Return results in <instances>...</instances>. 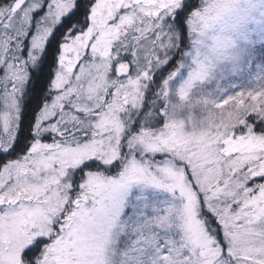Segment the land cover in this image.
Returning <instances> with one entry per match:
<instances>
[{
  "label": "snow or ice",
  "instance_id": "snow-or-ice-1",
  "mask_svg": "<svg viewBox=\"0 0 264 264\" xmlns=\"http://www.w3.org/2000/svg\"><path fill=\"white\" fill-rule=\"evenodd\" d=\"M18 147L0 264H264V0L0 2Z\"/></svg>",
  "mask_w": 264,
  "mask_h": 264
},
{
  "label": "trees",
  "instance_id": "trees-1",
  "mask_svg": "<svg viewBox=\"0 0 264 264\" xmlns=\"http://www.w3.org/2000/svg\"><path fill=\"white\" fill-rule=\"evenodd\" d=\"M0 2H5V0H0ZM172 65H169L168 68L165 69L164 74H167V71L171 70ZM48 79L50 77L43 78L40 82H37L35 75H33L32 80L29 83V90L25 96L24 100V107L22 111V125H21V132H20V144L31 140L30 136H27V133L30 131V125L34 121L35 112L38 109V106L42 103L43 96L45 93L42 91L43 88L47 86ZM33 86H35V91H33ZM19 151V147L17 152ZM11 156L4 157L0 156V164L5 162V160L11 159ZM14 157V155H13Z\"/></svg>",
  "mask_w": 264,
  "mask_h": 264
},
{
  "label": "rangeland",
  "instance_id": "rangeland-1",
  "mask_svg": "<svg viewBox=\"0 0 264 264\" xmlns=\"http://www.w3.org/2000/svg\"><path fill=\"white\" fill-rule=\"evenodd\" d=\"M38 110V109H37ZM46 139V142H50V138L49 137H46L45 138ZM29 141V140H28ZM26 143V142H25ZM24 144V143H23ZM18 154H20V148H19V151L16 153V154H14V157H13V155H12V157H11V159H15L16 158V155H18ZM8 159V158H7ZM6 161V160H5ZM257 182H264V181H257Z\"/></svg>",
  "mask_w": 264,
  "mask_h": 264
}]
</instances>
